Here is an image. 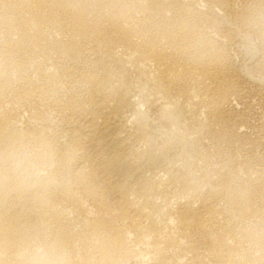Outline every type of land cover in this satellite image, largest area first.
Returning a JSON list of instances; mask_svg holds the SVG:
<instances>
[{"label": "bare ground", "instance_id": "6f19581e", "mask_svg": "<svg viewBox=\"0 0 264 264\" xmlns=\"http://www.w3.org/2000/svg\"><path fill=\"white\" fill-rule=\"evenodd\" d=\"M98 2L0 0V264H194L185 230L211 237V264H258L238 250L264 249V176L230 155L211 165L205 137L219 150L223 42L264 89V18L237 22L228 0ZM138 14L155 30L142 43ZM79 57L87 71L65 63ZM99 176L121 194L112 217L72 216Z\"/></svg>", "mask_w": 264, "mask_h": 264}, {"label": "rangeland", "instance_id": "374dc122", "mask_svg": "<svg viewBox=\"0 0 264 264\" xmlns=\"http://www.w3.org/2000/svg\"><path fill=\"white\" fill-rule=\"evenodd\" d=\"M84 1H86L88 3V6H89L88 8L90 11H94L96 13L99 11L98 9L101 6H100L99 2L97 3V0H84ZM228 2L231 5V9H230L229 14L237 22L241 20L240 17L244 14L247 16H250L252 18H255V19L258 18L259 16H260L259 18H264V0H230V1L228 0ZM232 7H233V10H232ZM245 9H247V10H245ZM138 16H139L140 22L135 24V36H136V42L142 43L145 39H151L155 33V30L149 21H146L145 18L142 17L140 14H138ZM237 18H239V19H237ZM60 32L61 33H59V31L56 32V33H58V34H55L56 37L59 36L58 38L65 39V37H64L65 35L63 34V32L62 31H60ZM147 37H149V38H147ZM263 38H264V35H261V38L259 36L254 37L253 40H255V41H253V45L258 47L260 42H262ZM230 42L231 41L226 40L225 42H223L224 45L223 44L221 45L222 46L221 48H222V50L224 49L225 53L227 54V57H229L228 59H230L229 60L230 63L233 65L232 66V72L233 73L231 72L229 74L231 77L228 76L229 80L231 79L230 81H232V85L226 92L225 96L227 99L225 98L226 100L220 101V103H221L220 104V116L215 117V118L213 117V119H214L213 122H215L214 126H216L217 129H219V131L222 133L224 140L222 139L220 141V147L221 148L219 147V150H220L219 151V150H217L216 147H214V144L211 143L212 142L211 141V134L209 135L208 133H206V135H207L206 137H208V138L205 137V144H206L207 151H208V157L210 156L209 158H207L208 163H211V165L212 164L214 165V163L219 162L223 157H229V155H230V157H232V158L239 159L241 161L244 160L248 163L250 162L249 165H251L252 167H255L256 171L260 172L259 174L264 176V174H263L264 173V92H263L264 89H262L260 86L257 87L256 85H251V84H253L252 82H249V81L247 82V80L241 76L240 73H242L243 68H244V66L241 67L242 66L241 64L243 62L242 58L244 57L245 50L242 49L240 46H237L235 44L232 45ZM256 42L257 43L259 42V44H256ZM72 60L73 59L68 58L65 60L66 61L65 63L66 64L69 63L68 65H71V64L76 65L77 69L79 68L78 70H80V71H87L88 70L89 65L87 64L85 58L79 57V59L77 58L73 61ZM252 69L255 71L254 72L252 70V72L254 74H258L257 72H259L258 70H260L256 66H254ZM237 74L239 75V80H237L238 79ZM232 79H234V80H232ZM221 105H222V107H221ZM221 110H222V113H221ZM24 111L27 113H25ZM24 111H23V113H21L22 120L24 118H25L24 120H26L30 115V111H29V113H28V110L27 111L24 110ZM157 111H158L157 107H151L148 112L153 117L156 115ZM208 117H210V118H208ZM211 118H212L211 116L204 117V119L207 123L213 124V122H212L213 119H211ZM24 120H23V123L25 124ZM216 122L218 125L216 124ZM208 147H209V150H211V151L208 150ZM215 150H217V152ZM238 152H239V154H238ZM223 155H225V156H223ZM239 155L241 156V159H240ZM243 157H245V158H243ZM249 158H251V159H249ZM256 162L259 164H257ZM98 163H99V160H97V159L95 160V158H94L93 166L96 167ZM253 164H255V165L253 166ZM262 168H263V171H262ZM258 169H259V171H258ZM255 175H257V174H254V176ZM94 187L96 189V193L98 194V196L96 197L97 199H95V200L90 199L87 201L88 204L87 203L86 204L88 205V210H84V209L75 207L73 210L72 216H75L78 214L82 215V216H90V215L94 216V214H95V216L103 215L106 220H109L112 217L111 216L112 211L115 208L117 209L118 205L116 202L120 201L121 194L117 190H115L111 187L110 182H108V180H104V178L100 177V176L98 179L96 178L94 180ZM83 200L86 201L85 199H83ZM113 201H114V203H113ZM99 202L104 203V206L106 205V207H104V210L98 206ZM105 208H106V210H105ZM28 209H27V212H29ZM28 219H29V221L32 222L33 225L37 221L36 215L34 212L33 213L31 212V214L29 212ZM36 228L34 226V228L32 229V231L35 233L34 238H36V241H41V242L44 241L42 234L40 235L38 233V231L36 230ZM187 232H188V230H185L184 233L181 234L182 237H180V238H182V242H184V244L188 243L187 244L188 250H191V251L187 252L188 253L187 257L193 258L194 264H207V263L211 264V262H212L211 258L213 255V252H212L213 246H212V242L210 239L211 237L205 236L204 234H201V233H203L201 230L200 231L199 230H196V231L195 230H193V231L189 230V234ZM228 239H229V242H231L230 237ZM248 242L250 243V240H248ZM248 242H247V240L243 241L242 244L244 246L241 244V247H240L241 249L238 250V252L240 253L241 251H245L247 249L246 252H241V253L243 255H245L247 253V255H249V256H247V255H245V256L248 257V259H250L253 263L264 264V259H262L264 257V252H263L264 249L262 250L260 247L257 248V246L254 244L253 241H251L252 243H250L251 245L254 244L252 246H250ZM38 243H40V242H38ZM231 243H233V239H232ZM244 243H246V244H244ZM210 246H212V247H210ZM244 248H245V250H244ZM248 249H249V251H248ZM259 249H261V250H259ZM252 250L256 251V252H253ZM258 250H259L260 254L258 253ZM249 252H251L253 255L254 254L255 255L252 256V254ZM241 253H240V255H241ZM256 254H258V255H256ZM260 256H261V258H259ZM199 257H200V259H199ZM256 257H257V259H256ZM152 261L153 260H151V261L149 260V261H146V263L147 264H155V263L156 264H158V263L164 264L161 262H157L156 260H154L155 262H152ZM170 261L168 263H165V264L172 263V261L171 262ZM146 263L143 262V263H137V264H146ZM90 264H95V263H90Z\"/></svg>", "mask_w": 264, "mask_h": 264}]
</instances>
